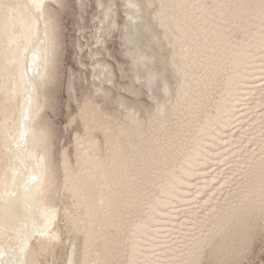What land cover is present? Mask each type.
<instances>
[{
  "label": "bare ground",
  "instance_id": "6f19581e",
  "mask_svg": "<svg viewBox=\"0 0 264 264\" xmlns=\"http://www.w3.org/2000/svg\"><path fill=\"white\" fill-rule=\"evenodd\" d=\"M155 1L126 0L122 32L133 72L126 91L138 97L144 88L155 101L148 137L138 103L119 96L115 103L125 110L119 120L87 96L79 108L85 134L75 137L73 164L66 152L56 162L45 113L60 53L54 4L62 0H0L7 5L0 7V264H229L264 222V24L258 10L244 17L253 32L246 29L249 40L231 47L223 37L214 46L218 39L206 43L205 25L194 37V28L183 30L184 19L183 25L174 17L165 21L160 9L152 23L144 5ZM181 1L190 6L197 0ZM98 2L106 24L100 29L107 33L117 25L115 13ZM238 13L229 21L239 20ZM154 25L163 27L162 37ZM174 32L168 65L162 39ZM94 70V95L105 100L113 68L97 59ZM169 72L177 75L175 91ZM160 82L163 99L156 94ZM171 116L173 129L166 124Z\"/></svg>",
  "mask_w": 264,
  "mask_h": 264
},
{
  "label": "rangeland",
  "instance_id": "374dc122",
  "mask_svg": "<svg viewBox=\"0 0 264 264\" xmlns=\"http://www.w3.org/2000/svg\"><path fill=\"white\" fill-rule=\"evenodd\" d=\"M103 2L111 4L115 13V20L117 21V25L112 27L107 33H102L103 29H100L102 27L104 28L106 24L101 22L103 18V7L99 6L98 0H62L61 5L54 4L55 11L58 13L60 53L57 59L56 79L51 85L50 91L52 104L51 107L46 109L45 113L51 125L53 133V154L58 163L62 158V154L66 152L73 164H75V137L76 135L82 136L85 134L84 123L80 116L79 108L87 96H95L94 99L98 100L102 109L107 113L119 116V120L123 118L119 112L125 111L123 106L118 107L115 103L119 96L123 97L129 105H136V103H138L140 109L139 116H141L145 125L144 135L148 137L149 134V127L151 124L150 113L154 111L153 107L155 101L149 98L146 89L139 88L138 85H136L140 89L138 97L126 91V87L131 86V80L133 78L131 59L129 56L125 55L126 45H124L122 39V32L124 30V23L127 19V10L129 7L126 4V0H103ZM250 2L253 3L252 0ZM243 3L244 0H197L193 5L191 4L189 6L187 2H180V0H156L154 4H163L164 8L161 9L157 7L154 10H150L149 19L152 23L156 24L158 20L154 19L153 15L160 9L159 13H161V17L164 18L165 21L171 20V18L174 17L175 19H173L176 22H182L181 24L183 25L185 20L188 24L184 26L185 28H183V30L194 28V31L190 33L194 37L198 35V32L202 31V25L203 27L205 25V30H210L205 39L206 43L217 38L218 40L212 43L215 46L220 43L224 37L225 39L229 38V40H231L230 45L228 43L226 46L238 47L239 43L244 44L246 40H249L245 32L248 31V33L253 34V32L248 30L249 27L244 18L246 11H244L245 14L238 13L239 15H237V17L239 20L236 21V19H232L236 21V23L234 21H229L230 17H233L234 13L239 10L230 6ZM249 19H252V17L250 16ZM155 27L157 34L162 37L164 35L163 27ZM224 29L226 32H229L227 37L223 36L225 32ZM258 29V27L255 28V32H258ZM216 31L219 33L218 36L215 34ZM177 34V32H174V34L169 35L168 38L162 39L163 50L161 51V56L164 57L168 54L164 57V62L168 65L172 62L171 59H173V57L170 54L172 45L168 44L167 41H173ZM214 35H216V37ZM189 44H191V41ZM98 51L99 53L95 55ZM228 56L230 57V55ZM97 59L111 65L114 71V84L112 85V83H109L107 85L108 88H110V94L105 100L94 95L95 87L92 81H94L93 74L96 73L94 65ZM228 71L231 70L229 69ZM168 76L171 86L175 91L177 75L169 72ZM261 83L262 82H259L255 85L258 86ZM70 85H73L74 88L71 89ZM162 85L163 84L160 82L157 87L158 90H156L159 99L164 98ZM222 87L223 78L219 84H216L214 96L220 97L219 92L216 93V91L219 89L221 90ZM174 93L173 96H175ZM172 99L167 102L168 105L171 103ZM176 120L174 116L167 119L166 124L168 128H175L173 124H175ZM94 136L97 137V140L102 143V148L105 149V137L102 132L100 130L94 131ZM125 138L122 139L123 143H129V138ZM201 181L202 180L198 179V182ZM190 194H193V192ZM262 223L259 222L257 223L258 225L256 224V233H254L250 239L251 243L249 242L247 245L245 249L246 252L244 250L242 253L243 255L241 254L236 260L229 264H264V222ZM255 235L256 237H254ZM205 260V262H207V258Z\"/></svg>",
  "mask_w": 264,
  "mask_h": 264
},
{
  "label": "snow or ice",
  "instance_id": "6c2138e0",
  "mask_svg": "<svg viewBox=\"0 0 264 264\" xmlns=\"http://www.w3.org/2000/svg\"><path fill=\"white\" fill-rule=\"evenodd\" d=\"M0 7H7V5L4 4H0ZM136 7H141L139 5H136ZM144 7H147L149 10H154L157 7L159 8H164V5H156L154 3H149L147 5H144ZM230 7H235L239 10H241V14L244 13V11H249V12H255L256 10H258V15L259 18L261 20V23L264 24V0H259L258 4H253V3H243V4H236L234 6H230ZM37 178L35 176L32 177V180L35 181ZM14 195V193H13ZM43 234V233H42ZM4 255L3 252H0V257H2Z\"/></svg>",
  "mask_w": 264,
  "mask_h": 264
}]
</instances>
